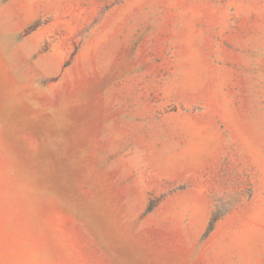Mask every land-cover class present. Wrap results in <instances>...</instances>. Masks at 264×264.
Here are the masks:
<instances>
[{
	"label": "rangeland",
	"instance_id": "obj_1",
	"mask_svg": "<svg viewBox=\"0 0 264 264\" xmlns=\"http://www.w3.org/2000/svg\"><path fill=\"white\" fill-rule=\"evenodd\" d=\"M0 264H264V0H0Z\"/></svg>",
	"mask_w": 264,
	"mask_h": 264
},
{
	"label": "trees",
	"instance_id": "obj_2",
	"mask_svg": "<svg viewBox=\"0 0 264 264\" xmlns=\"http://www.w3.org/2000/svg\"><path fill=\"white\" fill-rule=\"evenodd\" d=\"M219 218V215L217 213H215L210 221V225L208 227V229L206 230V232H208L209 230H211L213 223Z\"/></svg>",
	"mask_w": 264,
	"mask_h": 264
}]
</instances>
